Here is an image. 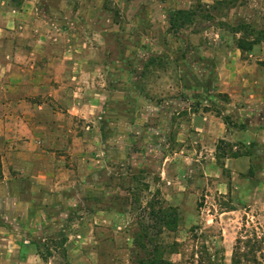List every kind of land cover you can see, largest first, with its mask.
Masks as SVG:
<instances>
[{
	"label": "rangeland",
	"instance_id": "rangeland-1",
	"mask_svg": "<svg viewBox=\"0 0 264 264\" xmlns=\"http://www.w3.org/2000/svg\"><path fill=\"white\" fill-rule=\"evenodd\" d=\"M17 41L97 107L54 185L13 176L34 206L1 264H264V0H0Z\"/></svg>",
	"mask_w": 264,
	"mask_h": 264
},
{
	"label": "crops",
	"instance_id": "crops-1",
	"mask_svg": "<svg viewBox=\"0 0 264 264\" xmlns=\"http://www.w3.org/2000/svg\"><path fill=\"white\" fill-rule=\"evenodd\" d=\"M10 47L13 49L9 52L5 47L0 50L4 58L0 62V157L7 160L4 165L7 177L0 182V241L5 234L23 233L19 213L25 210L29 213L34 206L32 197L28 202L21 199L22 191L17 189L18 180L13 176H19L20 180V177L33 178L38 173L42 177L31 182L34 188L54 185L51 178L58 169L55 159L63 142L62 121L68 117L89 119L88 108L92 115L97 107L96 100L88 103L73 85L69 97L63 96L67 87L62 77H70L71 70L31 63L32 58L20 47L19 41ZM13 56L21 66L11 63ZM4 257L0 251V264ZM29 259L27 256L18 264H29Z\"/></svg>",
	"mask_w": 264,
	"mask_h": 264
},
{
	"label": "trees",
	"instance_id": "trees-1",
	"mask_svg": "<svg viewBox=\"0 0 264 264\" xmlns=\"http://www.w3.org/2000/svg\"><path fill=\"white\" fill-rule=\"evenodd\" d=\"M238 45H239V48L244 49L243 46H241L240 43H239ZM256 242H257V239H256ZM245 243H246V244H247V243H250V240L248 241V239H247ZM257 243H258V242H257ZM255 248H256V245H253V248L250 250L251 253L254 252ZM235 254H236V253H235ZM235 254H234V257H233V262H232V264H240V259H236V255H235Z\"/></svg>",
	"mask_w": 264,
	"mask_h": 264
}]
</instances>
